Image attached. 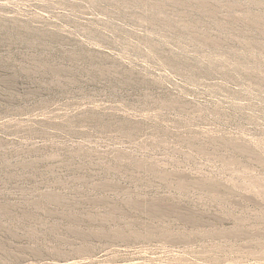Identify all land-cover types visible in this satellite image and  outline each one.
<instances>
[{"label":"rangeland","instance_id":"obj_1","mask_svg":"<svg viewBox=\"0 0 264 264\" xmlns=\"http://www.w3.org/2000/svg\"><path fill=\"white\" fill-rule=\"evenodd\" d=\"M0 264H264V0H0Z\"/></svg>","mask_w":264,"mask_h":264}]
</instances>
